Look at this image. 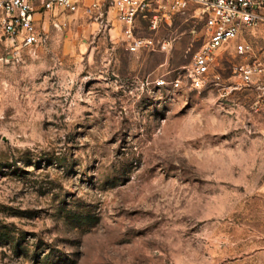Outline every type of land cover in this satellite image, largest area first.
Masks as SVG:
<instances>
[{
    "label": "rangeland",
    "instance_id": "rangeland-1",
    "mask_svg": "<svg viewBox=\"0 0 264 264\" xmlns=\"http://www.w3.org/2000/svg\"><path fill=\"white\" fill-rule=\"evenodd\" d=\"M108 19L47 14L29 48L0 24V264H264V23L196 89V19L160 28L164 52Z\"/></svg>",
    "mask_w": 264,
    "mask_h": 264
},
{
    "label": "built area",
    "instance_id": "built-area-1",
    "mask_svg": "<svg viewBox=\"0 0 264 264\" xmlns=\"http://www.w3.org/2000/svg\"><path fill=\"white\" fill-rule=\"evenodd\" d=\"M78 10L105 26L113 13L124 48L130 52L167 51L170 41L155 38L160 28L170 25L173 17L189 15L196 19L202 25L203 40L186 75L190 86L196 89L214 75V61L223 46L238 41L244 32L264 23V0H0V24L13 47L29 48L44 42L38 19L55 12ZM141 21L148 36L137 35V24ZM246 49V43L239 42L236 50L242 55ZM234 72L243 83H251L261 75L262 67L239 64ZM170 84L178 88L180 81L174 79Z\"/></svg>",
    "mask_w": 264,
    "mask_h": 264
},
{
    "label": "trees",
    "instance_id": "trees-1",
    "mask_svg": "<svg viewBox=\"0 0 264 264\" xmlns=\"http://www.w3.org/2000/svg\"><path fill=\"white\" fill-rule=\"evenodd\" d=\"M2 236H6L5 234H2Z\"/></svg>",
    "mask_w": 264,
    "mask_h": 264
}]
</instances>
